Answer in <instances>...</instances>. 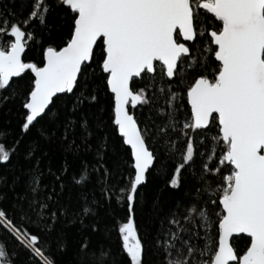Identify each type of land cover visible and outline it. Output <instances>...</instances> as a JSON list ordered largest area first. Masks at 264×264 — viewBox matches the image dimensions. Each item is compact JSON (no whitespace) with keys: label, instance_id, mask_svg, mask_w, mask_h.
I'll return each instance as SVG.
<instances>
[{"label":"snow or ice","instance_id":"6c2138e0","mask_svg":"<svg viewBox=\"0 0 264 264\" xmlns=\"http://www.w3.org/2000/svg\"><path fill=\"white\" fill-rule=\"evenodd\" d=\"M57 9L59 44L45 39ZM17 102L12 143L0 133V165L14 171L0 188L16 194L11 213L0 208L14 245L0 242V264H60L77 225L79 253L97 264L117 253L90 248L84 229L115 232L122 264H264V0H30L19 16L5 6L0 108ZM50 146L64 153L58 167ZM154 169L182 194L163 214L154 198L141 233ZM93 173L100 198L84 190Z\"/></svg>","mask_w":264,"mask_h":264},{"label":"trees","instance_id":"16d2710c","mask_svg":"<svg viewBox=\"0 0 264 264\" xmlns=\"http://www.w3.org/2000/svg\"><path fill=\"white\" fill-rule=\"evenodd\" d=\"M7 7V9L15 12L19 15H26L29 11L30 0H0V10H3ZM48 21L52 25L51 35L45 34V39H53L57 44L60 43L61 37L67 32V26L63 22V17L59 13V10L50 11L48 15ZM26 59L30 60H38V50L35 47H30L26 50ZM20 106L19 103H11L6 104L4 108H0V133L6 135L7 139L5 143H12L13 138L18 132V125L22 117L20 116ZM139 115V112L137 113ZM106 115V113H105ZM145 115L147 113L145 112ZM77 135H79V129H77ZM77 143H79V139H77ZM161 155H163L161 153ZM49 156L51 158V163L53 167H58L64 160V153L56 146L49 147ZM81 156L85 161L94 162L93 157L89 153L82 152ZM48 158H46L47 160ZM70 163L72 164V168L74 170L79 169L80 160L73 159L71 155L68 157ZM167 164L171 165L172 161H167ZM110 166V165H109ZM159 167V165H157ZM0 174L6 175L9 178V182H11V178L14 175V171L10 167H5L0 165ZM95 173H93L92 182L88 184V186L84 189L89 197L93 195L97 198L101 197V192L99 186L95 183ZM167 177L165 175L158 174L154 169L152 174L149 176L146 185L143 188V193L147 197L148 203H146L143 209H138L135 219L137 222V226L141 233L146 231L145 221H151V218L155 215L151 211V203L154 198L158 196L159 198V208L161 209V214L166 212L169 208L173 207L176 199L182 194L177 193L174 190L164 187V181ZM51 179L50 177H45V180ZM21 191L18 187L16 192ZM77 189L73 191V197H75ZM16 199V194L12 191L11 188H0V208L12 212V205L14 200ZM214 208L213 205H209V210L212 211ZM117 212L119 213L120 218L124 216V210L122 208H117ZM103 215V213H102ZM77 226H69V251L64 253L61 256H58L57 259L60 264H69V261H75L76 264H97V257L90 255L88 251H84L83 253H79L81 236L76 231ZM35 231V228L32 229ZM85 235H88L90 238V248H94L97 245H105L110 246L111 251L113 253H117L115 259L116 264H122L123 257L118 254L119 244L117 234L114 232L111 239H108L105 234L101 231H97L95 233L91 232L89 229L83 230ZM0 242L9 245V250L11 251L14 245L8 239V236L5 235L3 231H0ZM240 247H244V241H240ZM126 255V254H124Z\"/></svg>","mask_w":264,"mask_h":264}]
</instances>
